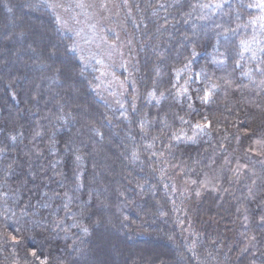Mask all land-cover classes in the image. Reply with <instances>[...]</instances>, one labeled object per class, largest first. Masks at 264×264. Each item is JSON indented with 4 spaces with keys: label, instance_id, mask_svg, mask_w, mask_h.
Masks as SVG:
<instances>
[{
    "label": "trees",
    "instance_id": "1",
    "mask_svg": "<svg viewBox=\"0 0 264 264\" xmlns=\"http://www.w3.org/2000/svg\"><path fill=\"white\" fill-rule=\"evenodd\" d=\"M118 1L111 101L49 1L0 0V264H264V3Z\"/></svg>",
    "mask_w": 264,
    "mask_h": 264
},
{
    "label": "rangeland",
    "instance_id": "2",
    "mask_svg": "<svg viewBox=\"0 0 264 264\" xmlns=\"http://www.w3.org/2000/svg\"><path fill=\"white\" fill-rule=\"evenodd\" d=\"M47 1L57 13L62 29L73 34L74 49L80 59L84 63L94 61L100 65L99 90L111 101L118 99L116 98L118 95L114 93L122 91L119 90L121 87H124L125 90V81L132 82L134 75L131 66L133 59L137 57L133 40L134 35L127 25L128 16L132 18V11L129 5L125 1L119 2L118 0ZM31 21L33 22V27L36 28L38 26L40 28L41 39L39 41L36 39L39 48L41 46L39 43L43 44L42 48L44 44L48 47L50 44L59 47L57 39L47 40L42 22L39 20L35 21L32 18ZM56 55L60 58V62L62 61L63 63V56L57 53L54 54V57ZM63 78L66 80L72 79L67 77V75L63 76ZM189 83L187 81V84ZM209 97L210 93L206 92L204 98L209 99ZM205 125H208V123L200 124L199 129H202ZM115 242V239H112L113 244H110V247L107 248L109 253H114V257L119 254L118 246ZM115 250H117V253Z\"/></svg>",
    "mask_w": 264,
    "mask_h": 264
},
{
    "label": "snow or ice",
    "instance_id": "3",
    "mask_svg": "<svg viewBox=\"0 0 264 264\" xmlns=\"http://www.w3.org/2000/svg\"><path fill=\"white\" fill-rule=\"evenodd\" d=\"M262 3H264V0H262ZM256 6L257 7H260L261 5H256ZM204 7H211V5H204ZM261 19H264V17H262ZM242 44H244L245 45V48L247 49V47H248L247 43L246 42H242ZM198 127H199V125H198ZM13 239H15V237H13Z\"/></svg>",
    "mask_w": 264,
    "mask_h": 264
}]
</instances>
